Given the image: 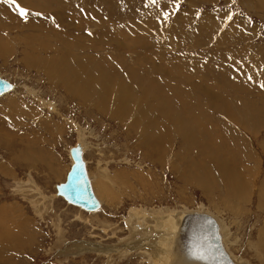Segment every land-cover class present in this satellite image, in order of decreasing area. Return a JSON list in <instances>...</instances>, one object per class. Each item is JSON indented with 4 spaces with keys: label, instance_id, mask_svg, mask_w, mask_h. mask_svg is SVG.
I'll return each instance as SVG.
<instances>
[{
    "label": "rangeland",
    "instance_id": "374dc122",
    "mask_svg": "<svg viewBox=\"0 0 264 264\" xmlns=\"http://www.w3.org/2000/svg\"><path fill=\"white\" fill-rule=\"evenodd\" d=\"M0 76V264H165L151 216L178 209L264 264V0H0ZM76 147L93 211L58 191Z\"/></svg>",
    "mask_w": 264,
    "mask_h": 264
},
{
    "label": "bare ground",
    "instance_id": "6f19581e",
    "mask_svg": "<svg viewBox=\"0 0 264 264\" xmlns=\"http://www.w3.org/2000/svg\"><path fill=\"white\" fill-rule=\"evenodd\" d=\"M87 43V42H86ZM36 47V46H35ZM86 51V50H85ZM59 52V51H58ZM84 54V52H83ZM90 54V53H89ZM88 54V55H89ZM58 56V55H57ZM52 57V56H51ZM50 57V58H51ZM55 57V56H54ZM86 57V56H85ZM49 58V57H46V59ZM61 58V57H60ZM59 58V59H60ZM63 60H64V63H63V68L62 67H58L57 69H59V72L62 71V73H64L67 76L69 77H72L74 79H76L77 81V89L80 91V93L82 94L83 92H87L86 88H91L93 86V84L98 81V77L96 78V74H92L91 76L87 77L86 76L82 79L83 76H80L79 74V71L85 69V68H81V70H75L77 67H73V62H72V58H70V55H64L62 56ZM75 58V57H74ZM76 58L78 59V64L82 67V64H83V61L84 60H80V56H76ZM75 58V59H76ZM88 57H86L87 59ZM44 59V57H43ZM56 59V58H55ZM84 59V58H83ZM89 59V58H88ZM62 61V60H61ZM89 61V60H88ZM60 61H58L59 63ZM88 63V62H87ZM52 64V61L51 63ZM53 64L54 65H57V60L55 61L54 58H53ZM60 65V64H59ZM38 66V65H37ZM58 66V65H57ZM93 66V65H92ZM51 67V66H50ZM49 68V71L50 69L52 68ZM62 68V69H61ZM79 68V67H78ZM55 70V68H54ZM67 74H66V73ZM83 72V71H82ZM95 73V72H94ZM55 74V73H54ZM53 74V75H54ZM108 74V73H106ZM64 75V76H65ZM109 78V77H108ZM107 77L104 79H108ZM71 81V80H70ZM73 82V81H72ZM99 83V82H98ZM102 83V82H101ZM104 85L107 84V82H103ZM97 84V82H96ZM75 86V87H76ZM107 87V86H106ZM111 88V87H110ZM13 89V88H12ZM93 89V87H92ZM11 90V89H10ZM9 90V91H10ZM119 91V92H118ZM117 92L122 96L121 99L124 100V104L126 105L125 103V98H127L128 100V97H129V91L125 88V87H120L119 90ZM76 92V91H75ZM97 92V91H96ZM77 93V92H76ZM107 93V92H106ZM94 94V93H93ZM98 94V93H97ZM87 95V94H85ZM119 95V96H120ZM103 97V96H102ZM130 98V97H129ZM101 99V98H100ZM104 100V99H103ZM119 100V99H118ZM102 102V101H101ZM141 104V103H140ZM138 106V105H137ZM166 106V105H165ZM121 107V106H120ZM124 107V106H123ZM141 107V106H140ZM170 107V106H169ZM166 108V107H165ZM118 111V110H117ZM138 111V110H137ZM121 112V111H120ZM233 112V111H232ZM128 113V112H127ZM129 114V113H128ZM127 115V114H126ZM117 116V115H116ZM154 117V116H153ZM155 120V118H154ZM193 123V122H192ZM249 125V124H248ZM179 126V125H178ZM249 128V127H248ZM181 130V129H180ZM185 134V133H184ZM149 135V134H148ZM150 136V135H149ZM192 136V135H191ZM194 136V135H193ZM189 137V135L187 136ZM202 137V136H201ZM186 139V138H185ZM155 143V142H154ZM245 144V143H244ZM231 146V145H230ZM78 148V147H77ZM151 148V147H150ZM148 148V149H150ZM80 149V148H79ZM210 149V147L208 148ZM244 150V149H243ZM264 151V150H263ZM208 152V151H207ZM154 153V152H153ZM71 154V153H70ZM213 154V152H212ZM217 154V153H216ZM239 155L241 156V153H239ZM72 157V156H71ZM83 157V155H82ZM171 157V156H170ZM202 157V156H201ZM212 158V157H211ZM219 158V157H218ZM83 160L85 161L84 157H83ZM73 161V159H72ZM216 161V160H215ZM231 162V161H230ZM217 163V166L218 168H221L220 166V163H218V161H216ZM222 163V162H221ZM229 163V162H228ZM73 164V162H72ZM85 164H86V161H85ZM247 165V164H246ZM225 167V171H224V174H226L227 176V179L229 180L231 177V173H233L232 170H229L231 169V166L229 164H227ZM212 168V167H211ZM86 170H87V166H86ZM244 170V169H243ZM212 171V170H211ZM210 171V172H211ZM223 171V170H222ZM245 171V170H244ZM238 172V171H237ZM240 173V172H239ZM87 174H88V171H87ZM212 174V173H211ZM221 174V173H220ZM241 174V173H240ZM249 174V173H247ZM67 175H68V172H67ZM66 175V176H67ZM214 175V173H213ZM242 175V174H241ZM89 177V176H88ZM212 177V176H211ZM222 180H226L227 181V187H226V192H227V196H234V195H240V187H238V185L240 184V182L237 184H235V181L236 179H239V177L236 176V173H235V177H234V180H233V177L231 178L232 180L231 181H228L225 177H222L220 176ZM67 178V177H66ZM216 178V177H215ZM90 179V178H89ZM216 180V179H215ZM244 181V179H242ZM66 181V180H65ZM91 181V180H90ZM214 182V181H213ZM212 180H206L205 183L206 184H210L212 185L211 186V189H208V185L205 186V188L208 189V191L210 190H213V188H215V186L213 187V183ZM216 182V181H215ZM238 182V181H236ZM248 183V182H247ZM217 184V183H216ZM244 184V183H243ZM226 185V184H225ZM91 186H92V183H91ZM245 186V184H244ZM243 186V188H244ZM248 187V186H246ZM93 189V188H92ZM246 189V188H245ZM109 189H107V187L104 189V192L106 191L107 193ZM212 192V191H211ZM209 193V192H207ZM100 194L102 195L103 192H100ZM112 194V193H111ZM243 195V194H242ZM247 195H249L247 193ZM220 197V196H219ZM97 198V197H96ZM247 198V197H246ZM249 198V197H248ZM98 200V199H97ZM69 202V201H68ZM99 202V200H98ZM78 206V205H77ZM80 207V206H78ZM82 208V207H80ZM99 208V207H98ZM97 208V209H98ZM84 209V208H83ZM86 210V209H85ZM233 210V209H232ZM1 211V210H0ZM3 211V210H2ZM1 213L4 214L5 211H3ZM88 211H93V210H88ZM193 212H206V211H199V210H189V211H184V210H181V209H178V210H175L174 212L172 213H162L161 215H153L152 214V218L156 219V224L158 225V228H161L162 227V230L161 232L163 233L162 234V240L164 241V239H167V242L168 240L170 241V246H172V257H169V252L167 253L166 255V259H165V264H231L229 263L228 260H226L224 257L222 256H219L218 259L216 258H212L211 255H208L207 258H204V259H192L189 257V255H191V251H193L194 253H197V254H200L202 253L203 254V251H204V247L205 245L200 242L199 240H197L198 242V246L195 247V241L190 238V233H185L184 232V223L185 221L187 220L188 218V215L193 213ZM0 213V214H1ZM208 214H211L209 212H206ZM214 218L216 216H214L213 214H211ZM2 217V216H1ZM3 218V217H2ZM6 219V218H5ZM216 219V218H215ZM217 220V219H216ZM2 221V220H1ZM218 224H219V231L221 233V238H222V241L224 243V246H225V242H224V238H223V233H222V230H221V225L219 223V221L217 220ZM183 227V231H181V228ZM187 230V229H186ZM197 230V229H196ZM158 233H160L158 231ZM157 233V234H158ZM184 233V235H183ZM192 235V233H191ZM195 235V234H193ZM152 236V235H151ZM5 239H7V242L10 240L8 237H5ZM158 239V238H157ZM3 242V241H2ZM227 245V244H226ZM225 250L226 252L228 253L229 257L232 259V261L236 264H249L248 262H245V261H238L236 260V258L234 259V257L231 255V253L227 250V247L225 246ZM154 249V248H153ZM169 250V249H168ZM163 253V252H161ZM159 255V254H158ZM160 257V256H159ZM162 258V257H161ZM164 258V257H163Z\"/></svg>",
    "mask_w": 264,
    "mask_h": 264
},
{
    "label": "water",
    "instance_id": "95a60500",
    "mask_svg": "<svg viewBox=\"0 0 264 264\" xmlns=\"http://www.w3.org/2000/svg\"><path fill=\"white\" fill-rule=\"evenodd\" d=\"M12 87L13 85L9 81L0 77V95ZM71 155L73 164L68 172L66 181L58 186L59 194L72 204L86 210H96L99 207V202L93 192L81 150L76 147L71 150ZM181 231H183V227ZM184 232L190 233L189 237L195 241V247L198 246L197 240L205 245L203 254L191 251L190 258L199 260L211 255L212 258L218 259L219 256H222L229 263L236 264L226 252L219 231V224L211 214L206 212H193L189 214L184 223Z\"/></svg>",
    "mask_w": 264,
    "mask_h": 264
},
{
    "label": "snow or ice",
    "instance_id": "6c2138e0",
    "mask_svg": "<svg viewBox=\"0 0 264 264\" xmlns=\"http://www.w3.org/2000/svg\"><path fill=\"white\" fill-rule=\"evenodd\" d=\"M8 2L15 4L16 0H8ZM155 2H156V0H152V3H155ZM17 8L19 9V12H20L21 16H26L27 15V10L26 9L20 7L19 5H17Z\"/></svg>",
    "mask_w": 264,
    "mask_h": 264
}]
</instances>
